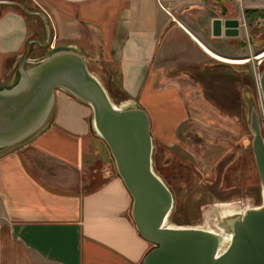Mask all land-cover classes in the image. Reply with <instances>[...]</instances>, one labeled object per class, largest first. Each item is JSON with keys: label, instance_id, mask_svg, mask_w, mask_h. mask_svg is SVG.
Here are the masks:
<instances>
[{"label": "crops", "instance_id": "0c3cea01", "mask_svg": "<svg viewBox=\"0 0 264 264\" xmlns=\"http://www.w3.org/2000/svg\"><path fill=\"white\" fill-rule=\"evenodd\" d=\"M27 2L43 14L49 38L45 30L42 40L38 31L29 33L20 9L0 4V89L15 83L20 65L39 60L25 55L36 49L28 43L38 41L48 53L72 49L82 55L89 46L115 63L118 104L146 113L153 146H180L196 158H203L196 154L198 141L178 131L198 116L175 80L197 84L204 102L227 116H240L250 104L247 76L234 68L254 59L247 23L264 10V0ZM177 7L186 13L178 15ZM205 9L209 15L201 26L209 38L191 13ZM215 19L236 20L237 34L213 35ZM243 32L241 48L224 44L222 39H239ZM242 51L243 63L211 55L233 59ZM90 113L85 103L56 89L45 123L27 139L0 148V264H140L150 249L133 225L131 197L116 173L83 188V170L108 151L92 130Z\"/></svg>", "mask_w": 264, "mask_h": 264}, {"label": "water", "instance_id": "95a60500", "mask_svg": "<svg viewBox=\"0 0 264 264\" xmlns=\"http://www.w3.org/2000/svg\"><path fill=\"white\" fill-rule=\"evenodd\" d=\"M18 6L15 1L0 4ZM37 15L49 38L47 22ZM213 35H236V20L212 22ZM264 107V68L258 74ZM60 89L91 109L92 126L105 143L117 175L131 197L130 216L138 234L155 246L140 264H264V145L256 112L248 106L251 150L262 202L229 219V234L196 228L163 225L171 194L151 168V138L146 113L139 107L115 106L83 57L72 49H58L26 67H18L15 83L0 89V148L20 142L47 120L54 90ZM225 238V239H224ZM226 244L224 245V242Z\"/></svg>", "mask_w": 264, "mask_h": 264}, {"label": "rangeland", "instance_id": "374dc122", "mask_svg": "<svg viewBox=\"0 0 264 264\" xmlns=\"http://www.w3.org/2000/svg\"><path fill=\"white\" fill-rule=\"evenodd\" d=\"M13 1L22 7L11 5L25 13L29 33L38 31L42 40L44 28L40 19L36 15L28 13L35 9L27 0ZM175 9L178 15L186 13V7ZM191 13H194L197 18L196 23L201 27L200 30L198 29L200 33L209 38V34L201 26L207 19L209 11L207 9L205 11L194 10ZM181 19L183 20V17ZM247 32L254 59L245 64L246 66L238 65V68L234 69L247 76V84L251 90L250 103L254 106L259 132L264 139V107L258 85V74L264 68L262 67L264 60L260 66L259 60L256 59L264 52V10L256 12L252 16L247 23ZM245 36L246 34L243 32L239 39L228 37L222 40L226 45L229 43L235 48H241L243 44H246ZM36 42L38 41L28 43L27 48L34 47L36 49L33 51L27 49L25 55L28 57L37 56L41 60L49 53L45 48L38 47ZM244 53L243 51L239 52L240 55L231 60L247 61L244 59ZM80 55L83 57L88 71L99 80L106 90L111 102L115 106L122 107L108 89L111 83L113 88L118 85L115 63L104 58L100 51L94 52L89 46L85 47V56ZM32 63L35 61L31 60L26 66ZM175 81L183 90L185 105L198 116L186 121L179 129L178 134H186L192 141H198L195 148L197 150L199 148V151L196 154L201 152L203 158H199L198 155L196 158L195 154L191 156L180 146H163L158 150L151 143V168L163 180L171 194V205L163 225L170 228H202L217 232L225 237L229 234V219L240 216L246 209L257 207L262 202V193L251 150L252 132L248 126V108L245 107L240 116H227L204 102L199 94L197 84L187 79H176ZM89 122L92 126L91 113ZM92 130L94 131L93 127ZM94 133L103 142L96 131ZM107 173L117 174L108 151L103 159H98L83 170V180L86 182L83 188L90 190L98 186ZM250 197H253V200ZM202 205L206 206L204 212L201 208ZM154 246L149 242L150 249Z\"/></svg>", "mask_w": 264, "mask_h": 264}, {"label": "trees", "instance_id": "16d2710c", "mask_svg": "<svg viewBox=\"0 0 264 264\" xmlns=\"http://www.w3.org/2000/svg\"><path fill=\"white\" fill-rule=\"evenodd\" d=\"M23 13V11H21ZM25 15V13H23ZM245 15L247 16L246 12ZM118 86V85H117ZM113 84L111 83L108 87L109 91L112 93V95H114V97H116V101L118 103L119 100H121V95L118 93V91L116 90V88H113ZM163 181V180H162Z\"/></svg>", "mask_w": 264, "mask_h": 264}, {"label": "bare ground", "instance_id": "6f19581e", "mask_svg": "<svg viewBox=\"0 0 264 264\" xmlns=\"http://www.w3.org/2000/svg\"><path fill=\"white\" fill-rule=\"evenodd\" d=\"M212 56H214L213 54H211ZM260 57V58H259ZM259 57H257L256 59H258L259 61V65L261 66L262 64H263V60H264V52L263 53H261L260 54V56ZM240 62H245V61H240ZM262 67H264V66H262ZM261 67V68H262ZM260 70V69H259ZM87 105V104H86ZM88 106V105H87ZM89 107V106H88ZM90 108V107H89ZM91 110V109H90ZM261 138H262V141H263V145H264V139H263V137L261 136ZM250 199H252L253 200V197H250ZM242 203H244L243 201H242ZM203 207H201L202 208V211L204 212V207H206L205 205H202Z\"/></svg>", "mask_w": 264, "mask_h": 264}, {"label": "flooded vegetation", "instance_id": "af4514ba", "mask_svg": "<svg viewBox=\"0 0 264 264\" xmlns=\"http://www.w3.org/2000/svg\"><path fill=\"white\" fill-rule=\"evenodd\" d=\"M214 58L217 59V60H220V61H223V62H229V63H243V62H240V61H237V60H231V59H226V58H223V57H220L216 54H213ZM260 58V57H259ZM246 62V61H245Z\"/></svg>", "mask_w": 264, "mask_h": 264}]
</instances>
